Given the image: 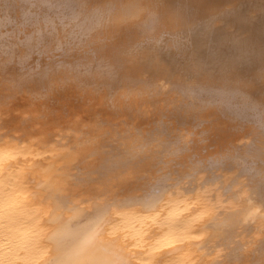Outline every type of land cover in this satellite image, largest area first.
<instances>
[{
    "label": "bare ground",
    "instance_id": "6f19581e",
    "mask_svg": "<svg viewBox=\"0 0 264 264\" xmlns=\"http://www.w3.org/2000/svg\"><path fill=\"white\" fill-rule=\"evenodd\" d=\"M0 102L53 123L73 113L80 138L65 142L98 160L72 188L119 172L145 185L84 189V207L39 187L49 235L35 264H167L187 249L160 252L155 215L107 211L136 193L119 213L155 211L172 176L211 199L195 264H264V0H0Z\"/></svg>",
    "mask_w": 264,
    "mask_h": 264
},
{
    "label": "flooded vegetation",
    "instance_id": "af4514ba",
    "mask_svg": "<svg viewBox=\"0 0 264 264\" xmlns=\"http://www.w3.org/2000/svg\"><path fill=\"white\" fill-rule=\"evenodd\" d=\"M38 117L35 115L31 119L29 116H22V114H12L0 120V128L3 123H5L4 126L13 123L22 126L39 122L45 126L44 124L50 122L49 120H39ZM41 125L36 130H41ZM37 133L33 132V134ZM50 137L51 134L48 133L41 137L34 136L32 141L23 146L0 142V240H7L9 244L2 257L3 264H35L41 254L47 250L46 239L49 229L44 226L47 209L37 202L34 196L36 192L41 191L39 187H51L62 198L69 196L68 198L74 199L79 195H84L83 193L88 189L91 192L89 193L91 196L88 198H92L95 193L96 196L104 193L107 198L145 186L144 183H138L137 172L126 175L119 172L109 180H105L104 185H102L104 182L103 179L100 180V176H94L91 181L95 182L86 189L72 188L79 171L85 169V173L88 174L92 170L90 165L95 164L98 159L95 157L90 162L89 158L94 155L96 149L86 145L72 146L69 142L50 149L41 148ZM68 137V140L80 138L76 134H71ZM13 164L17 166L14 170L5 171ZM210 204L211 200L199 197L194 206L203 207V213L194 215V210H192L194 207L186 210L190 205L187 200L174 195L167 198L164 209L155 217L157 223L160 224L159 228L168 237L167 244L164 245L165 248H161L160 252H167L179 247L187 249L169 260L167 264H195L198 262L193 259L197 252H192V248L203 240L199 229L211 216L209 212L213 208L212 206L210 208ZM135 216L129 215V213H119L118 218L129 221L141 218Z\"/></svg>",
    "mask_w": 264,
    "mask_h": 264
},
{
    "label": "rangeland",
    "instance_id": "374dc122",
    "mask_svg": "<svg viewBox=\"0 0 264 264\" xmlns=\"http://www.w3.org/2000/svg\"><path fill=\"white\" fill-rule=\"evenodd\" d=\"M3 102H0V107L3 106L2 104ZM4 112H2V110H0V119L3 118H7L9 116H11L12 114H22V116L24 117H30L31 119L34 117V115H30L29 110L23 109V108H11L10 110L5 108L3 110ZM11 111H13V113L9 114ZM73 117V113H69L67 114V116H63L62 119H59L58 122L53 123V122H48L46 124H44L45 126L41 125L39 122H32L31 124H25L22 126H17L18 124H11L9 126H2L0 128V142L1 143H7L10 142L11 144H16L19 146H23L27 143H29L30 141L33 140L34 136L35 137H41L48 134H51V137L48 139V141L44 142V144L42 145L41 148H48L50 149L51 147L57 145V144H63L66 140L67 137L71 134H74V129L73 127L68 128L67 125H72L75 123V119L72 118ZM39 120L42 119V117H38ZM42 126L41 130H36L37 127ZM33 132H38L37 134H33ZM75 135V134H74ZM16 165H11L9 167H7L5 169V171H12L16 168ZM200 186V180L199 178H197L196 181H192V183H189L187 180H179L177 177L172 176L170 177L164 187V191L161 194V199L160 201H158L157 203L159 204L157 206V209L155 211L152 212H142L141 214V218H148L149 216L152 215H158L162 212V210L164 209V205L165 202L167 201V198L170 195H174V196H178L181 199H185L188 202H190V205L187 206L186 210L188 211L191 206L195 205L198 200H197V196L200 193H203V191L198 187ZM140 193H136L135 195H133V197L128 198V200H124V201H116V202H110L109 203V208L107 211V214L109 215V218L112 215V219H114V217H117L119 214V210H117V206L118 205H122V206H136L139 207L141 206V200L143 199H137L136 197L139 195ZM35 198L37 200V202H40L41 204H43L44 201H42V199H44V192L38 191L35 193ZM125 196H120L118 197V199H123ZM81 198L78 197V200H72L71 202L74 205H78V201ZM211 200V199H210ZM72 203H69L70 206H73ZM79 207H84V204H80L78 205ZM194 210V209H192ZM48 218V214L46 216V220ZM45 220V221H46ZM158 224V223H157ZM155 226H160V224ZM48 229V228H47ZM161 233L164 234V231L161 228H157L154 227V232L153 233ZM155 236V235H153ZM155 239L150 238L147 239V241H145L144 243L147 244L149 242H151V240ZM154 243H156L154 241ZM9 246L8 241L7 240H0V251L4 252L6 251V248ZM141 248L144 249V244L140 245ZM162 248V247H160ZM165 248V247H164Z\"/></svg>",
    "mask_w": 264,
    "mask_h": 264
}]
</instances>
